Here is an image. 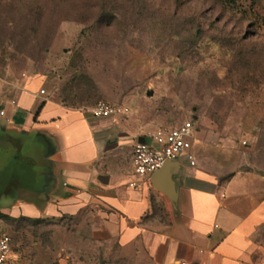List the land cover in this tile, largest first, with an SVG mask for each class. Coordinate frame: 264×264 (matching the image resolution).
Wrapping results in <instances>:
<instances>
[{"label":"rangeland","instance_id":"rangeland-1","mask_svg":"<svg viewBox=\"0 0 264 264\" xmlns=\"http://www.w3.org/2000/svg\"><path fill=\"white\" fill-rule=\"evenodd\" d=\"M32 78L70 107L128 106L149 133L192 120L204 152L264 177V0H0V79ZM94 215L9 214L0 233L19 264H135Z\"/></svg>","mask_w":264,"mask_h":264},{"label":"crops","instance_id":"crops-1","mask_svg":"<svg viewBox=\"0 0 264 264\" xmlns=\"http://www.w3.org/2000/svg\"><path fill=\"white\" fill-rule=\"evenodd\" d=\"M151 129L131 112L95 117L67 106L42 78L0 79V157L14 166L0 174V188L17 196L0 211L32 218L95 212L100 237L135 264H264V243L255 237L264 226V177L229 164L227 152H204L195 128V165L181 156L157 180L152 173L130 186L135 145Z\"/></svg>","mask_w":264,"mask_h":264},{"label":"built area","instance_id":"built-area-1","mask_svg":"<svg viewBox=\"0 0 264 264\" xmlns=\"http://www.w3.org/2000/svg\"><path fill=\"white\" fill-rule=\"evenodd\" d=\"M41 92L44 93L45 90L42 89ZM90 112L95 117L116 116L128 114L129 107L101 100L90 108ZM194 126L192 120H188L172 128L160 127L148 134V140L137 142L133 154L137 177L130 182V186H139L141 178L160 169L167 160H178L181 156H186L190 164L195 165L196 160L191 153ZM19 261L12 237L7 233H0V264H19Z\"/></svg>","mask_w":264,"mask_h":264},{"label":"water","instance_id":"water-1","mask_svg":"<svg viewBox=\"0 0 264 264\" xmlns=\"http://www.w3.org/2000/svg\"><path fill=\"white\" fill-rule=\"evenodd\" d=\"M139 142H143V141H139ZM174 161H178V160H167L160 169H158L157 171L154 172L153 180H157L163 174H166L170 170V167L172 166Z\"/></svg>","mask_w":264,"mask_h":264},{"label":"trees","instance_id":"trees-1","mask_svg":"<svg viewBox=\"0 0 264 264\" xmlns=\"http://www.w3.org/2000/svg\"><path fill=\"white\" fill-rule=\"evenodd\" d=\"M0 216L4 218H10L9 214H5L4 212H0ZM23 217V216H22ZM4 233V232H3ZM10 235V234H9Z\"/></svg>","mask_w":264,"mask_h":264}]
</instances>
